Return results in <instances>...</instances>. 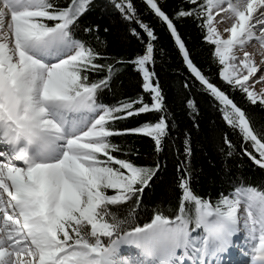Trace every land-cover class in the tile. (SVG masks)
I'll use <instances>...</instances> for the list:
<instances>
[{
  "label": "snow or ice",
  "instance_id": "1",
  "mask_svg": "<svg viewBox=\"0 0 264 264\" xmlns=\"http://www.w3.org/2000/svg\"><path fill=\"white\" fill-rule=\"evenodd\" d=\"M141 3L143 11L135 0L99 6L143 45L124 58L103 46L99 25L81 23L94 0H0V264H235L229 250L241 244L244 264H264V189L227 177V190L201 195L187 132L175 149L183 157L175 165L177 207L142 208L176 131L154 67L158 37L145 14L174 39L188 72L183 87L198 84L239 137L235 143L223 133L227 176L238 149L264 170V125L233 95L264 110V87L255 90L264 85V0H182L172 15L159 0ZM183 19L200 29L219 82L194 61L175 23ZM222 23L229 26L221 30ZM253 42L259 62L247 50ZM125 65L140 76L142 92L104 103ZM186 106L198 112L192 99ZM148 113L158 119L116 126ZM129 135L150 138L157 158L140 162L128 144L113 142Z\"/></svg>",
  "mask_w": 264,
  "mask_h": 264
},
{
  "label": "trees",
  "instance_id": "2",
  "mask_svg": "<svg viewBox=\"0 0 264 264\" xmlns=\"http://www.w3.org/2000/svg\"><path fill=\"white\" fill-rule=\"evenodd\" d=\"M97 5L92 11L85 15L81 23L87 27L93 24L99 25L96 35L104 42L107 51L112 55L131 58L137 52L142 51L143 45L138 39L128 32L127 23L118 15L107 11H101L99 6L105 0H94ZM138 8L143 11L144 5L141 0H135ZM163 9L169 14L177 9L182 0H159ZM154 27L158 37L156 41L157 52L155 71L159 78L167 102L166 111L170 112V121L174 123L176 131L172 133L171 142L174 147H166L164 153L159 155L160 161L167 162V167L162 169L156 178L152 188L146 190L142 200L144 209H152L157 204L165 207H177L178 200L173 194L174 179L176 176L175 165L178 159L176 148L182 149L184 134L190 135L192 156L191 164L198 178L196 190L204 196L215 197L223 186L227 190V177H232L238 184L237 177H242L245 185L258 186L264 189V170L246 156L237 154L228 161L229 171L227 176L223 171L221 153L219 148L223 145V133L227 132L230 139L239 143V137L221 121L213 101L207 96L197 84L190 90L185 89L183 84L188 76L186 66L183 64L181 54L174 43L165 25L151 14H145ZM178 31L181 33L194 61L204 69L205 73L213 80L218 81L217 66L211 58V49L202 41L200 29L191 19L175 21ZM108 31L105 32L104 29ZM139 30V29H138ZM142 92L141 78L130 66L125 65L124 70L112 81V90L103 96V102L112 104L122 97H135ZM238 104L244 105L246 111L254 117L257 126L264 125V110L248 104L246 98L239 92L233 93ZM186 98L192 99L196 104L198 112L193 114L186 106ZM158 119V114H143L139 119L130 118L119 121V128L134 127L137 123L147 120ZM198 125V127L196 126ZM124 142L139 154L140 162H151L157 158L153 141L144 135H129L124 137H113L114 143ZM150 211H141V216H150Z\"/></svg>",
  "mask_w": 264,
  "mask_h": 264
},
{
  "label": "rangeland",
  "instance_id": "3",
  "mask_svg": "<svg viewBox=\"0 0 264 264\" xmlns=\"http://www.w3.org/2000/svg\"><path fill=\"white\" fill-rule=\"evenodd\" d=\"M260 87H264V86H262V85H257V86H255V90L256 91H259V88ZM234 242H241L242 240H243V233L241 232V233H237L235 236H234ZM245 248V251H247V247L245 246L244 247ZM238 249L240 250V248L238 247ZM229 252L230 253H233V254H231V255H228V257H227V261L228 262H235V264H244V262L246 261V258H247V256H244L242 253H241V250L240 251H237L236 249H235V247L234 248H231L230 250H229ZM246 257V258H245Z\"/></svg>",
  "mask_w": 264,
  "mask_h": 264
},
{
  "label": "bare ground",
  "instance_id": "4",
  "mask_svg": "<svg viewBox=\"0 0 264 264\" xmlns=\"http://www.w3.org/2000/svg\"><path fill=\"white\" fill-rule=\"evenodd\" d=\"M227 26H229V24H227V23H222V25H221V30L223 29V27H227ZM247 50L253 52L254 54H256V56H255L256 61H257V62L260 61V58H261V57H260V55L258 54V53L260 52V49H259V45H258V43L253 42V43L247 45ZM262 86H264V85H262ZM238 247L240 248V247H245V246H243V245L241 244V246H238ZM238 247H235V249H236L237 251H240V250L238 249ZM231 254H233V253H230V255H231ZM245 258H246V257H245ZM248 259H249V257L246 258V260H248Z\"/></svg>",
  "mask_w": 264,
  "mask_h": 264
}]
</instances>
